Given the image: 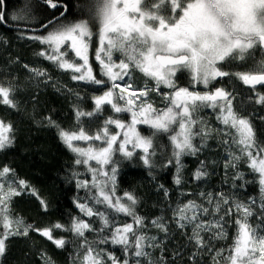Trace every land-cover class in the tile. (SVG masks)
Masks as SVG:
<instances>
[{
	"label": "snow or ice",
	"instance_id": "snow-or-ice-1",
	"mask_svg": "<svg viewBox=\"0 0 264 264\" xmlns=\"http://www.w3.org/2000/svg\"><path fill=\"white\" fill-rule=\"evenodd\" d=\"M43 5L52 13L40 25L44 34L25 36L21 30V38L47 46L37 55L64 71H71L73 80L105 85L108 89L93 97L94 111H76L78 130L62 128L51 117H46L48 123L58 129L61 142L76 155L75 164L86 166L91 173L90 181L77 180V187L89 193L84 203L75 201L77 208L84 216L96 217L101 223L99 229L80 217H74L70 225L55 222L37 227L26 223L14 213V198L28 190L37 197L45 211L47 201L27 180L20 179L15 169L4 165L0 168V257L6 254V242L10 238L28 236L30 231L63 249L72 241L55 236L54 232L64 230L82 238L79 250L83 251V256L77 257L79 264H141V257L150 256L147 249L159 247L160 243L156 236L147 235L145 218L136 212L138 200L134 194H116L117 168L112 166L106 170L105 166L115 165L113 157L117 152L131 158L134 149L138 148L143 151L140 157L143 163L152 167L157 133L170 134L178 173L175 183L178 185L181 184V158L198 155L216 133L229 156L225 168H236L241 160H246L250 170L258 174L259 208L264 213V144L257 140L252 119L234 109V92L214 85L220 79L235 77L253 89L257 85L264 87V60L246 72L223 70L235 61H247L257 49L264 51V0H89L81 6V11H86L89 18L79 20L68 19L69 15H74L69 0H43ZM3 7L4 0H0V24L6 20ZM12 19L23 17L14 15ZM93 28L97 31L94 32ZM94 36L98 37L99 46L95 49L94 59L99 64L101 78H97L89 59ZM70 53L74 57H70ZM114 54H119L118 61L114 60ZM30 71L36 77L47 76L46 70L32 68ZM133 71L141 72L154 84L146 83L130 91ZM185 73L190 78L188 87L177 84ZM104 78L111 82L110 86ZM117 81L123 82V86ZM197 84L206 90H195ZM162 87L169 91H162ZM16 91L13 84L0 82V103L17 108ZM151 93L162 96L166 101L164 108H156L149 102ZM256 96L255 102L264 104V94L256 93ZM104 105H110L115 113H130L131 120L125 122L108 117L104 126L90 135L79 121L101 113ZM206 108L214 111L222 128H211L201 117L200 113ZM138 124L147 125L154 131L142 135L137 129ZM110 125L122 130V138L120 131L110 132ZM15 131L12 122L0 118V150L13 145ZM95 141H101L102 145L89 143L82 147L75 143ZM128 145H132L133 150H129ZM200 165L194 173L197 180L208 175L205 162L200 161ZM242 176L237 173L236 179H242ZM200 196L209 206L189 200L178 204L173 212L178 228L183 230L192 226L189 242L198 251L211 252L214 250L212 241L227 240V229L235 225L231 244L227 248L215 249L213 259L227 253L226 264H264V215L258 216L255 225L249 222L254 215L256 200L250 199L246 204L223 192L216 197L201 192ZM88 201L92 202L91 206ZM96 205H104L105 211H99ZM108 210L131 217L132 222L119 224ZM151 223L168 232L162 218ZM86 231L107 232V235L98 241H89L85 237ZM202 233L209 238L206 240ZM109 242L120 246L124 259L99 247ZM41 258L42 264H55L46 252L41 253Z\"/></svg>",
	"mask_w": 264,
	"mask_h": 264
},
{
	"label": "trees",
	"instance_id": "trees-1",
	"mask_svg": "<svg viewBox=\"0 0 264 264\" xmlns=\"http://www.w3.org/2000/svg\"><path fill=\"white\" fill-rule=\"evenodd\" d=\"M69 3L74 14L69 15V20L85 19L88 16L86 11H81V6L89 3V0H69ZM3 8L6 20L5 23L0 24V82L15 86L17 91L14 96L18 106L12 109L0 103V118L6 122H12L16 130L13 145L0 150V168L8 165L15 169L17 176L27 180L48 204L45 211L37 197L25 190L22 195L14 198L12 205L14 213L22 217L26 223L37 227H44L55 222L70 225L74 217H80L99 229L101 221L96 217L84 216L75 203L76 200L84 203L86 196L89 195L87 190L77 187V180L90 181L91 173L86 166L75 164L76 155L61 142L58 129L50 125L46 117H51L62 128L78 130L76 111H94L93 97L103 94L107 87L73 80L71 71H64L52 61L37 55L47 46L40 44L39 41L21 38V30L25 36L44 34V30L34 32L23 29L24 27L40 28L41 23L51 16V10L43 5V0H4ZM14 15L23 19L13 20ZM17 26L21 28H15ZM96 31L97 29L94 32ZM91 43L90 63L97 78H101L99 64L94 59L95 49L99 46L98 37L94 36ZM69 56L74 57V54L70 53ZM113 58L119 59V54H114ZM262 60H264V51L257 49L247 61H235L223 70L231 73L250 71ZM25 65L28 67L26 68ZM32 68L46 70L47 76H34L30 71ZM104 79L107 81V78ZM131 82L133 89L141 88L146 83L154 84L139 71L132 72ZM177 84L188 87L190 84L188 74L180 76ZM214 85L223 86L234 92L236 96L233 101L234 109L252 119L257 140L264 144V119H262L264 104L255 102L256 93L264 94V87L253 89L235 77L220 79L214 82ZM162 91L169 90L162 87ZM149 102L161 109L166 104L162 96L156 93L150 94ZM103 109L101 113L93 117L80 119L79 123H82L90 135L101 129L108 117L121 119L124 116V121L129 120L127 113H115L110 105H104ZM200 115L211 128L223 127L216 120L213 110L204 109ZM109 128L111 133H115L117 129L115 125H110ZM138 128L145 136L154 131L142 124H138ZM169 135V133L156 134L154 138L156 155L151 157L152 167L143 163L140 158L143 151L138 148L134 149V155L131 158L117 152L113 157L115 165L105 166L106 170H110L112 166L117 168L116 194L121 196L124 192L134 194L138 200L135 206L136 212L145 218L147 235L156 236L160 243L159 247L147 249L150 256L141 257V264H148L149 261L153 264H226L227 253L217 256L215 260L213 257L215 249L227 248L231 244L235 225L227 229L229 234L227 240L212 241L213 251H198L188 240V237L192 235V226L189 225L183 230L178 228L173 212L178 204L187 203L189 200L209 206L207 200L200 196L201 192L211 193L213 197L223 192L246 204L250 199L256 200V205L253 206L254 215L249 220L255 225L258 222V216L264 215L259 208L261 202L259 176L250 170L246 160H241L236 168H225V162L229 159L228 153L224 145L220 143V137L213 133L215 138H209L198 155L181 158L182 168L179 173L181 184L178 185L175 183L178 175L177 164ZM92 143L96 146L102 145L101 141ZM196 143L199 145V138ZM169 160L172 163H169ZM200 161L205 162L208 175L197 180L194 173L201 167ZM91 163L96 166L95 161ZM73 173L78 175L74 176ZM237 173L243 174L242 179H236ZM88 203L91 206L92 202L88 201ZM95 208L105 211L104 205H96ZM108 212L110 216H115L119 224L132 222L131 217L122 213L115 214L111 210ZM157 218H162L167 224V233L151 223ZM232 219H235V215ZM54 235L63 236L72 243L60 249L38 233L30 231L28 236L13 237L6 242L7 251L3 257H0V264H42V252H46L55 264H79L77 257L83 256V251L79 250L82 238L64 230H57ZM105 235L107 232H85V237L89 241H98ZM202 235H205L206 240L209 238L207 234L202 233ZM99 247L114 253L121 259L125 258L124 252L118 245L109 242L100 244ZM131 259L136 258L131 257Z\"/></svg>",
	"mask_w": 264,
	"mask_h": 264
},
{
	"label": "rangeland",
	"instance_id": "rangeland-1",
	"mask_svg": "<svg viewBox=\"0 0 264 264\" xmlns=\"http://www.w3.org/2000/svg\"><path fill=\"white\" fill-rule=\"evenodd\" d=\"M87 18H89L88 16H86L85 17V19H87ZM96 29L95 28H93V31H95ZM90 55V54H89ZM89 59H90V56H89ZM117 61H118V59H116ZM117 83H121L122 84V86H123V82H121V81H117ZM110 84H111V82L109 81V83H108V86H110ZM102 86V85H101ZM195 87V90H199V91H201V92H203V91H205L206 89L204 88V86L203 85H199V84H197V85H195L194 86ZM106 90H108L107 88L105 89V91ZM132 90H136V89H130V91H132ZM191 90V89H190ZM118 91V90H117ZM102 95V94H101ZM119 103H123V101H119ZM207 109V108H206ZM207 110H211V109H207ZM127 115L129 116V120L127 121V122H130V120H131V114L130 113H127ZM124 116H122L121 117V120H123L124 121ZM126 122V121H125ZM137 129L139 130V128H138V125H137ZM116 131L115 132H117V131H120L121 132V138H122V135H123V133H122V130H120V129H115ZM111 132V131H110ZM139 132H140V130H139ZM75 143H77L79 146H82V147H87L88 146V144L89 143H92V142H75ZM128 148L130 149V148H132V145H128Z\"/></svg>",
	"mask_w": 264,
	"mask_h": 264
},
{
	"label": "water",
	"instance_id": "water-1",
	"mask_svg": "<svg viewBox=\"0 0 264 264\" xmlns=\"http://www.w3.org/2000/svg\"><path fill=\"white\" fill-rule=\"evenodd\" d=\"M3 10H4V8H3ZM5 23V22H4ZM15 28H21V27H15ZM24 30H27V31H34V32H41V31H43V29L40 27V28H26V27H24L23 28ZM250 87V86H249ZM256 87H262V86H260V85H257Z\"/></svg>",
	"mask_w": 264,
	"mask_h": 264
}]
</instances>
